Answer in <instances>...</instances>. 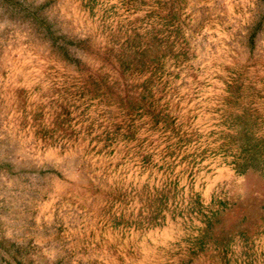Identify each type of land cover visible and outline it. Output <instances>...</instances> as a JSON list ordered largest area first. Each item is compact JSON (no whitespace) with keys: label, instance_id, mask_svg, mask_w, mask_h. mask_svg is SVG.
<instances>
[{"label":"rangeland","instance_id":"374dc122","mask_svg":"<svg viewBox=\"0 0 264 264\" xmlns=\"http://www.w3.org/2000/svg\"><path fill=\"white\" fill-rule=\"evenodd\" d=\"M0 264H264V0H0Z\"/></svg>","mask_w":264,"mask_h":264}]
</instances>
